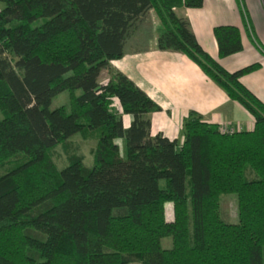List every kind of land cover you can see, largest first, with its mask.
<instances>
[{
	"label": "trees",
	"instance_id": "obj_1",
	"mask_svg": "<svg viewBox=\"0 0 264 264\" xmlns=\"http://www.w3.org/2000/svg\"><path fill=\"white\" fill-rule=\"evenodd\" d=\"M202 4L0 0V264H264V103L240 82L260 64L230 72L204 51L176 13ZM150 9L156 48L197 64L253 130L221 131L190 112L181 144L150 134L160 107L110 65ZM213 35L219 57L242 50L237 26ZM75 135L95 140L93 163L71 154L59 168L52 151ZM230 193L235 223L221 215ZM167 237L170 248L154 246Z\"/></svg>",
	"mask_w": 264,
	"mask_h": 264
},
{
	"label": "crops",
	"instance_id": "obj_2",
	"mask_svg": "<svg viewBox=\"0 0 264 264\" xmlns=\"http://www.w3.org/2000/svg\"><path fill=\"white\" fill-rule=\"evenodd\" d=\"M240 1L241 5L239 0H203L201 7H181L176 13L188 19L200 46L227 71L251 63L260 64L257 70L243 75L240 82L264 103V0ZM147 13L153 15L152 29L142 28L146 34L132 39L137 42L135 46L129 39L124 55L111 60L110 65L131 79L160 107L149 114L150 134L162 133L181 144L183 121L190 112L226 131L253 130L254 118L250 112L231 100L197 64L181 52L156 48L160 23L154 10ZM226 24L240 29L242 50L219 57L213 28ZM131 120V115H123L125 127Z\"/></svg>",
	"mask_w": 264,
	"mask_h": 264
},
{
	"label": "rangeland",
	"instance_id": "obj_3",
	"mask_svg": "<svg viewBox=\"0 0 264 264\" xmlns=\"http://www.w3.org/2000/svg\"><path fill=\"white\" fill-rule=\"evenodd\" d=\"M154 25L153 15L147 13L143 18V21L140 23L138 29L135 34L131 37V41H133V46L137 43L132 39H140L142 34H146L145 31H142V28L152 29ZM137 35V36H136ZM102 83L106 82V72H103L101 75ZM67 103V93H61L57 97H55L53 104L54 105H64ZM120 146H122V141L118 140ZM95 146V140L93 139H84L80 135H75L69 138L64 145L56 146L52 151V157L55 161L56 165L61 168L66 162L67 158L71 154H80L83 157L84 164L87 166H91L93 163L92 150ZM221 201V215L223 219L227 222L235 223L238 221V203H237V195L235 193L223 194L220 198ZM166 218L167 220H172L173 211L172 204H166ZM172 245L171 237L160 239L158 242L154 241V246L160 249L170 248ZM264 259V252H263ZM130 264H139V263H130Z\"/></svg>",
	"mask_w": 264,
	"mask_h": 264
},
{
	"label": "built area",
	"instance_id": "obj_4",
	"mask_svg": "<svg viewBox=\"0 0 264 264\" xmlns=\"http://www.w3.org/2000/svg\"><path fill=\"white\" fill-rule=\"evenodd\" d=\"M221 131H225V129H221ZM231 132V131H230Z\"/></svg>",
	"mask_w": 264,
	"mask_h": 264
}]
</instances>
